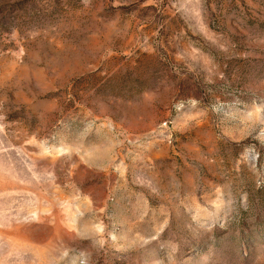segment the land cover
<instances>
[{
	"label": "rangeland",
	"instance_id": "1",
	"mask_svg": "<svg viewBox=\"0 0 264 264\" xmlns=\"http://www.w3.org/2000/svg\"><path fill=\"white\" fill-rule=\"evenodd\" d=\"M0 264H264V0H0Z\"/></svg>",
	"mask_w": 264,
	"mask_h": 264
}]
</instances>
